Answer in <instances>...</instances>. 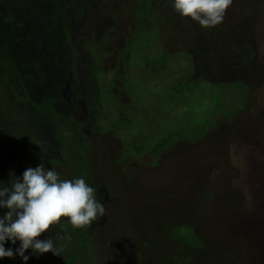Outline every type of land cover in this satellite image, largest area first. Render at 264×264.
Instances as JSON below:
<instances>
[{
  "label": "rangeland",
  "instance_id": "374dc122",
  "mask_svg": "<svg viewBox=\"0 0 264 264\" xmlns=\"http://www.w3.org/2000/svg\"><path fill=\"white\" fill-rule=\"evenodd\" d=\"M173 5L0 0V181L42 163L106 209L27 264H264V0L211 28Z\"/></svg>",
  "mask_w": 264,
  "mask_h": 264
},
{
  "label": "clouds",
  "instance_id": "9594fccd",
  "mask_svg": "<svg viewBox=\"0 0 264 264\" xmlns=\"http://www.w3.org/2000/svg\"><path fill=\"white\" fill-rule=\"evenodd\" d=\"M233 0H174V9L184 18H190L203 28L223 22ZM0 259L18 255L25 264V252L34 254L52 252L57 255L53 240L39 239L50 228L67 218L75 229L89 226L97 216L106 213L104 204L97 201L95 190L85 179L61 180L54 170L39 166L27 168L22 177L15 178L10 187L0 181ZM20 242L15 253L5 244Z\"/></svg>",
  "mask_w": 264,
  "mask_h": 264
},
{
  "label": "trees",
  "instance_id": "16d2710c",
  "mask_svg": "<svg viewBox=\"0 0 264 264\" xmlns=\"http://www.w3.org/2000/svg\"><path fill=\"white\" fill-rule=\"evenodd\" d=\"M50 7H51V5L49 6V9H50ZM51 10H53V9H51ZM50 11V10H49ZM52 12V11H51ZM44 13H46V12H44ZM1 20V19H0ZM3 20V19H2ZM7 21H8V19H4L2 22L4 23H7ZM52 27H53V23L52 22H50V24L48 25V29H52ZM2 31H4V33H6V30H2ZM44 33H45V31H44ZM1 34V33H0ZM7 33L3 36V37H1V35H0V37L1 38H4V39H6V37H7ZM1 48V47H0ZM1 49H4V47L3 48H1ZM3 56V54L1 53V51H0V60L3 58L2 57ZM9 63V62H8ZM75 145H77V144H75ZM77 157V156H76ZM77 159H79V160H82L83 159V156L80 158V156H79V158L77 157ZM85 166V164H84V161H80V166ZM183 229H185L186 230V232H182V230ZM191 230H190V228H188V227H186V226H182V227H178L177 229H176V238H178L180 241H183V242H185V244L186 245H188V246H191L192 248L193 247H198V246H200V242H199V240L198 239H196L195 237H193V235H192V233L190 232ZM88 242H86V240L85 239H81V240H79V239H77V240H74L72 243H71V245H70V247H69V249L71 248V249H74V250H83L84 252H86V250L88 249V244H87ZM200 248V247H199ZM86 257H87V255L86 254H84V257L82 258V259H86ZM77 260H80V258L78 257V255H76V254H74V253H71V254H69V256H68V258H67V260H66V264H74Z\"/></svg>",
  "mask_w": 264,
  "mask_h": 264
}]
</instances>
